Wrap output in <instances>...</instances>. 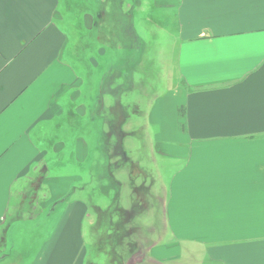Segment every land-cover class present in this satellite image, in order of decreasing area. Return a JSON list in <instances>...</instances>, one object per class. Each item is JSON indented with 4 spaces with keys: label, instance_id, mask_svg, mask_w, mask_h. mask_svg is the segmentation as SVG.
I'll return each instance as SVG.
<instances>
[{
    "label": "crops",
    "instance_id": "0c3cea01",
    "mask_svg": "<svg viewBox=\"0 0 264 264\" xmlns=\"http://www.w3.org/2000/svg\"><path fill=\"white\" fill-rule=\"evenodd\" d=\"M61 2L0 0V250L14 196L22 211L25 195L41 192V128L60 117L83 79L68 56L72 33L60 21ZM154 2L175 18L177 77L174 89L148 103L146 124L155 131L147 157L160 162L163 178L164 160L177 166L165 203L163 196L150 210L156 229L143 259L264 264V0ZM119 3L114 17L135 19L134 1ZM59 179L72 193L71 178ZM90 212L83 198L63 202L34 259L16 261L14 250L0 264H86Z\"/></svg>",
    "mask_w": 264,
    "mask_h": 264
},
{
    "label": "rangeland",
    "instance_id": "374dc122",
    "mask_svg": "<svg viewBox=\"0 0 264 264\" xmlns=\"http://www.w3.org/2000/svg\"><path fill=\"white\" fill-rule=\"evenodd\" d=\"M119 1L61 2L60 21L72 33L68 56L83 79L70 92L72 103L67 96L60 117L41 128V192L34 200L25 195L22 211L14 210L19 195L14 196L0 257L17 250L16 261L34 259L63 202L80 197L91 207L84 228L86 264H152L142 254L156 229L148 216L163 196L165 203L177 164L164 160L163 178L160 162L147 157L155 130L146 124V111L153 97L176 87V22L166 9L158 12L154 0H131L135 19H118ZM64 177L71 178L72 193L59 179ZM167 234L164 224V243Z\"/></svg>",
    "mask_w": 264,
    "mask_h": 264
},
{
    "label": "trees",
    "instance_id": "16d2710c",
    "mask_svg": "<svg viewBox=\"0 0 264 264\" xmlns=\"http://www.w3.org/2000/svg\"><path fill=\"white\" fill-rule=\"evenodd\" d=\"M119 5H120V3H119Z\"/></svg>",
    "mask_w": 264,
    "mask_h": 264
}]
</instances>
